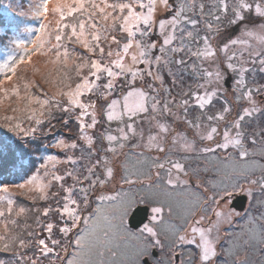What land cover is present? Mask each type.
Masks as SVG:
<instances>
[{
	"label": "snow or ice",
	"instance_id": "1",
	"mask_svg": "<svg viewBox=\"0 0 264 264\" xmlns=\"http://www.w3.org/2000/svg\"><path fill=\"white\" fill-rule=\"evenodd\" d=\"M20 15L39 25L5 45L0 103L19 115L0 127L66 131L0 182V264H264V0H29ZM17 152L0 135V161Z\"/></svg>",
	"mask_w": 264,
	"mask_h": 264
},
{
	"label": "trees",
	"instance_id": "2",
	"mask_svg": "<svg viewBox=\"0 0 264 264\" xmlns=\"http://www.w3.org/2000/svg\"><path fill=\"white\" fill-rule=\"evenodd\" d=\"M29 5V0H0V32L3 33L4 38L0 42V61L6 56L5 45L8 44L9 38L14 35H22L27 38V33L25 31L28 27H38L39 21L33 19L31 16L20 15L22 11H27ZM0 35V37H3ZM33 66L38 68L39 71L30 70L27 73V77L35 81L36 83H43L42 74L46 71L47 68H50L51 65H46L45 58L42 56L33 57ZM4 87H9V85H4ZM47 87V86H46ZM33 92L36 91L35 88L32 89ZM3 93H0L2 96ZM24 95V89L21 87V96ZM15 97L11 99H4L0 103V125L4 123L2 117L4 115H19V113H12L10 111V106L15 107ZM22 106V105H21ZM33 107H36L34 104ZM56 123V129H54L51 135H48L47 132L43 135H38L35 138H24L21 139L16 137L13 133H9L6 128L0 127V135L11 136L14 140H19L25 148V154L21 156L19 152L16 153L18 157L16 160L15 166L18 164V161L24 160L27 161L25 165V171H35V166L37 164L35 153L41 150L52 151L48 146L50 143H53L55 139L63 135L66 130L61 128L60 123ZM73 131L75 130V125H71ZM239 163V161H236ZM25 164V163H24ZM14 166L10 164L7 160L0 161V182L15 183L16 177H14V171L12 170ZM227 172V171H225ZM228 173V172H227ZM13 176V177H12ZM216 178V174L214 173ZM12 177V179H10ZM243 221V219H241ZM244 222V221H243ZM231 230V229H230ZM161 254L156 257L159 259L162 264H169L168 254L166 251H160Z\"/></svg>",
	"mask_w": 264,
	"mask_h": 264
},
{
	"label": "rangeland",
	"instance_id": "3",
	"mask_svg": "<svg viewBox=\"0 0 264 264\" xmlns=\"http://www.w3.org/2000/svg\"><path fill=\"white\" fill-rule=\"evenodd\" d=\"M0 35L3 36V33L0 32ZM3 38H4V36L3 37H0V42H1V40ZM54 151H56V150H54V149H52V151H44V150H41L39 152H36L35 153V156H36V159L35 160L37 161V164H36V166H35L34 169L35 170L38 169L39 166L44 162V157H46L47 155L51 154ZM26 164H27V161L20 160V161H18V164L12 168V170L14 171V175L13 176L16 177V180H17L15 183L22 182V179L24 178V174L23 173H18V172H19L20 167L23 166L25 168V165ZM226 171L228 172L229 170H226ZM227 172H225V175L228 174ZM12 177H10V179H12ZM201 179L213 180V179H215V176H214V173H208V174H205L203 177H201ZM14 191H17V190L14 189ZM18 203H21V204H23L26 207L31 206L30 203L24 197H20L18 199ZM29 222H31V221H29ZM243 223L244 222L241 221V219H237L236 224L233 226V228L231 229V231H234V232H237L238 233L240 231V228L243 226Z\"/></svg>",
	"mask_w": 264,
	"mask_h": 264
},
{
	"label": "water",
	"instance_id": "4",
	"mask_svg": "<svg viewBox=\"0 0 264 264\" xmlns=\"http://www.w3.org/2000/svg\"><path fill=\"white\" fill-rule=\"evenodd\" d=\"M246 199L243 197H238L233 204V207H235L237 210L242 211L245 208L246 205ZM131 223V221H130Z\"/></svg>",
	"mask_w": 264,
	"mask_h": 264
}]
</instances>
